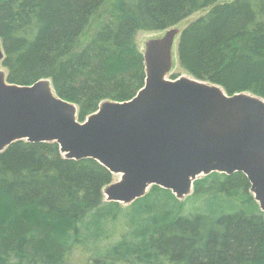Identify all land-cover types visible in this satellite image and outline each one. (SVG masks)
I'll list each match as a JSON object with an SVG mask.
<instances>
[{
    "label": "trees",
    "instance_id": "1",
    "mask_svg": "<svg viewBox=\"0 0 264 264\" xmlns=\"http://www.w3.org/2000/svg\"><path fill=\"white\" fill-rule=\"evenodd\" d=\"M175 27L186 73L264 98V0H0L2 66L11 84L50 80L84 122L144 87L138 33ZM113 177L57 143L0 152V264H264L244 174L202 177L185 199L155 186L125 207L105 200Z\"/></svg>",
    "mask_w": 264,
    "mask_h": 264
},
{
    "label": "water",
    "instance_id": "2",
    "mask_svg": "<svg viewBox=\"0 0 264 264\" xmlns=\"http://www.w3.org/2000/svg\"><path fill=\"white\" fill-rule=\"evenodd\" d=\"M182 31L148 42L145 85L135 98L103 102L84 122L50 80L9 83L0 43V152L21 141L57 143L65 158L95 160L119 176L104 196L124 205L155 186L185 199L203 176L242 173L264 213V98L231 95L191 75L167 78Z\"/></svg>",
    "mask_w": 264,
    "mask_h": 264
},
{
    "label": "rangeland",
    "instance_id": "3",
    "mask_svg": "<svg viewBox=\"0 0 264 264\" xmlns=\"http://www.w3.org/2000/svg\"><path fill=\"white\" fill-rule=\"evenodd\" d=\"M203 12L198 13L194 16H192L190 19H188L187 21H185L182 25V27H184V25L187 24L188 21L191 20H195V18H197L199 15H201ZM175 28H180V27H175ZM167 31V30H166ZM153 32V33H149V32H139L136 38L138 47L140 49L141 52L145 53L146 52V47L149 41L151 40H156L157 38H161L163 35H165V32ZM178 41H179V34L176 36L172 49H171V55H170V59H171V64H172V71L171 73H169L167 75V78H171L173 75L175 76H189L188 73H186L183 68L180 65L179 59H178ZM120 179L119 176H114L113 177V182H117ZM125 207V205H124Z\"/></svg>",
    "mask_w": 264,
    "mask_h": 264
}]
</instances>
